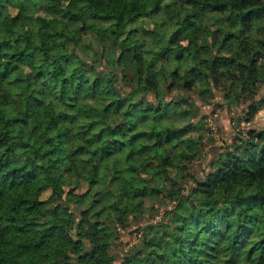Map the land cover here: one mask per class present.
Instances as JSON below:
<instances>
[{
    "label": "trees",
    "instance_id": "obj_1",
    "mask_svg": "<svg viewBox=\"0 0 264 264\" xmlns=\"http://www.w3.org/2000/svg\"><path fill=\"white\" fill-rule=\"evenodd\" d=\"M172 1L166 36L141 22L164 0H0V264H264V130L194 170L202 105L241 104L240 125L264 104V0Z\"/></svg>",
    "mask_w": 264,
    "mask_h": 264
},
{
    "label": "rangeland",
    "instance_id": "obj_2",
    "mask_svg": "<svg viewBox=\"0 0 264 264\" xmlns=\"http://www.w3.org/2000/svg\"><path fill=\"white\" fill-rule=\"evenodd\" d=\"M164 9L161 10V12L153 14L148 17H144L141 19V22L144 23L147 27L152 28L156 27L159 31V33H164L166 36H169L173 29L176 28L177 26V20L182 17V14H185V10L183 8L178 9L176 4L172 0H164ZM15 11V7L11 4L8 5V7L5 10V13L7 15L13 13ZM38 13H44L42 10H39L38 12L32 11L31 16L36 17ZM224 13H213V12H208L204 11V13L200 14L198 17L200 18L201 22L204 24L212 23L214 20L213 16H218V17H223ZM198 19V18H197ZM49 21H53V16H48ZM225 21V20H224ZM100 25L103 24V22H99ZM227 23V21H226ZM224 23L225 26L230 27L229 24ZM259 24H264V19H262ZM156 25V26H155ZM212 25V24H211ZM223 25V23H222ZM213 28L216 29V27L213 25ZM149 40L153 41L152 43L156 46V40L154 39L157 37L152 33V37L147 36ZM159 38V37H158ZM83 42L86 45H92L96 46L97 45V40L95 36L92 33H89L88 35H85ZM155 42V43H154ZM147 46L149 44L147 43ZM90 46L88 49H92ZM148 53V51H146ZM184 65L186 64V61L184 60ZM177 63V60L174 59V57L168 58L167 64L169 67H173ZM221 103V104H220ZM202 110L203 112L208 114V117L206 121L209 123L207 129H203L202 136H203V141H204V146H203V152L198 154V156L195 159V165H194V170L201 172L202 170V163H203V155L206 153L209 157H211L214 153H217L218 148L220 145H227L229 141L233 138V132L234 130L244 129L248 125H251L253 127H256L258 129L264 130V120L263 121H255L253 118L252 121L247 122L243 121L242 124H237L239 120V116L242 114V105L238 103H230L226 104L223 102L221 97H218V100H216V105L215 103H207L205 105H202ZM175 115V118L177 121H182L185 119L186 115L182 114L181 112H177ZM251 123V124H250ZM142 127V124L139 126ZM201 132V131H200ZM199 132V133H200ZM197 134L196 132H194ZM224 137V138H223ZM226 139V141H225ZM145 156L141 155V159L146 157L148 159H153L155 156L154 154L150 153V150L148 151L147 154H144ZM137 158V159H140ZM187 170V169H186ZM185 169L182 170L184 175H187L188 172ZM174 172L176 170L174 169ZM169 173V170L166 169L163 173L157 174V177H161V179L165 176H167ZM202 173V172H201ZM171 188V182L168 180H165V189L169 190ZM181 192H187L184 188H181ZM50 194V191L47 190L43 193L44 197H48ZM162 196H155L151 198L146 199V204L143 207V216L142 218L144 219H150V220H155L159 221L161 220L162 213L170 207L169 200L167 198H161ZM174 203V202H173ZM154 205L156 209L152 210L150 206ZM160 211H159V210ZM159 211V212H157ZM158 213L156 217L154 214ZM154 213V214H153ZM156 213V214H157ZM135 227L136 225L129 227L127 229H122L120 233V237L118 238L117 242L112 247L113 253L116 255L120 254L121 247H128L131 244L140 241L141 239V232L136 231ZM258 233L255 234V237H258ZM125 244L121 246L122 244Z\"/></svg>",
    "mask_w": 264,
    "mask_h": 264
},
{
    "label": "built area",
    "instance_id": "obj_3",
    "mask_svg": "<svg viewBox=\"0 0 264 264\" xmlns=\"http://www.w3.org/2000/svg\"><path fill=\"white\" fill-rule=\"evenodd\" d=\"M253 119L255 121H263L264 120V104L262 105V107L255 113ZM252 119V120H253ZM251 120V121H252Z\"/></svg>",
    "mask_w": 264,
    "mask_h": 264
}]
</instances>
